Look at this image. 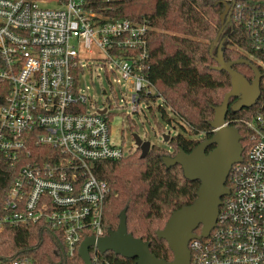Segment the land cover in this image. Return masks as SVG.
I'll return each mask as SVG.
<instances>
[{
    "label": "built area",
    "instance_id": "obj_1",
    "mask_svg": "<svg viewBox=\"0 0 264 264\" xmlns=\"http://www.w3.org/2000/svg\"><path fill=\"white\" fill-rule=\"evenodd\" d=\"M228 1L254 47H264V0ZM91 5L0 0V177L5 163L16 169L0 194V230L41 223L60 235L70 259L86 237L98 239L109 231L104 224L109 185L95 173L97 162L129 154L111 141L107 108L86 110L87 97L78 88V45H97L133 82V112L157 92L146 74L147 25L110 19ZM246 125L247 154L232 166L230 193L215 227L208 237L189 242L191 264H264V113ZM35 146L53 151L33 155ZM100 254L96 245L90 248L91 264H112ZM0 264L36 262L23 256Z\"/></svg>",
    "mask_w": 264,
    "mask_h": 264
},
{
    "label": "trees",
    "instance_id": "obj_2",
    "mask_svg": "<svg viewBox=\"0 0 264 264\" xmlns=\"http://www.w3.org/2000/svg\"><path fill=\"white\" fill-rule=\"evenodd\" d=\"M90 1L93 8L110 19H129L147 25L149 58L146 74L157 93L143 96L144 101L161 97L182 121V128L192 136L188 138L181 132L171 136L169 145L173 152L152 144L145 157H141V150L137 149L119 160L97 162L95 167L97 176L109 185L104 211L106 229H117L120 213L126 209L128 231L149 242L151 252L157 257L172 260V250L165 239L158 237L157 231L165 226L174 210L194 202L200 182L187 179L180 165L167 168L163 156L174 155L179 149L190 152L213 133L214 106L221 104L231 89L230 75L214 68L218 45L215 44L214 53L210 52L222 27L221 13L225 6L217 4L221 0ZM226 2L232 7L231 1ZM223 37L226 60L246 57L263 74L257 102L240 111L229 109L227 114V122L239 128L243 156H246L251 143L246 122L264 113V47H254L244 23L233 11L220 39ZM252 56L256 60L250 58ZM233 68L249 81L254 79V71L249 65L235 64ZM162 112L170 121L163 108ZM200 134L204 137H193ZM212 148L210 146L208 150ZM51 151L50 147L35 146L33 155L47 156ZM3 166L5 175L0 177V194L4 196L16 169L12 170L7 163ZM226 185L230 187L229 180ZM196 233H201V227ZM61 244L60 235L41 223L6 226L0 230V262L27 256L36 264H84L78 252L74 259L65 257ZM100 255L112 264H136V259L117 255L111 250Z\"/></svg>",
    "mask_w": 264,
    "mask_h": 264
},
{
    "label": "water",
    "instance_id": "obj_3",
    "mask_svg": "<svg viewBox=\"0 0 264 264\" xmlns=\"http://www.w3.org/2000/svg\"><path fill=\"white\" fill-rule=\"evenodd\" d=\"M225 8L221 13L222 27L210 47L213 53L215 44L218 45L214 55L217 70L226 71L231 78V89L225 94L221 104L214 106V118L211 121L213 133L200 141L190 152L179 149L174 155L163 156L167 168L180 165L184 176L189 180H198L197 197L193 203L174 210L165 226L157 231L160 239H165L174 257L166 260L157 257L150 250V243L135 237L128 231L126 209L122 210L119 225L115 230L95 239L86 237L80 247L79 255L84 264H91L90 248L94 245L101 253L113 251L117 255L136 259V264H191L189 242L196 237H208L215 227L223 197L230 193L226 185L232 166L243 160L244 148L239 128L227 122V114L231 108L234 112L254 105L261 94L262 73L248 58L226 60L224 57V40L221 38L226 24L230 21L232 7L226 1H218ZM235 64H247L254 71V79L249 81L242 73L233 68ZM237 100L231 104V98ZM264 109V107H263ZM106 109L99 110L104 113ZM137 149L141 150V157H145L152 144L144 140L137 133L133 134ZM171 135L163 133L165 142H169ZM213 146L211 150H208ZM201 227V233L196 230Z\"/></svg>",
    "mask_w": 264,
    "mask_h": 264
},
{
    "label": "rangeland",
    "instance_id": "obj_4",
    "mask_svg": "<svg viewBox=\"0 0 264 264\" xmlns=\"http://www.w3.org/2000/svg\"><path fill=\"white\" fill-rule=\"evenodd\" d=\"M50 6H54V4L52 3ZM78 50L82 64L78 88L80 93L87 97L86 110L87 112H97L107 108L111 113V141L122 145L126 153L137 149L134 133L140 135L144 140H149L151 144L159 145L170 152L174 150L169 142L164 141L163 133L174 136L181 132L188 138L192 137L182 128V121L161 97H151L148 102L141 101L142 110L138 113L133 112L131 109L132 94L134 93L133 82L122 76L121 71L109 59L107 53L97 45L92 44L85 48L79 44ZM215 50L216 48L213 53ZM250 58L256 60L253 56ZM162 108L167 112L170 121L163 117ZM193 137L203 138L204 135Z\"/></svg>",
    "mask_w": 264,
    "mask_h": 264
},
{
    "label": "flooded vegetation",
    "instance_id": "obj_5",
    "mask_svg": "<svg viewBox=\"0 0 264 264\" xmlns=\"http://www.w3.org/2000/svg\"><path fill=\"white\" fill-rule=\"evenodd\" d=\"M237 100V97H233V101H231V104L233 103V102H235ZM230 110H232L231 108H230ZM139 149V148H138ZM137 150V149H136Z\"/></svg>",
    "mask_w": 264,
    "mask_h": 264
}]
</instances>
